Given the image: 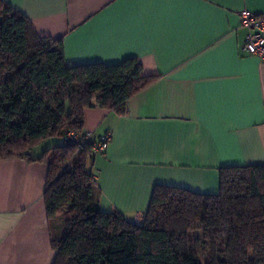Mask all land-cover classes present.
Here are the masks:
<instances>
[{
    "label": "crops",
    "instance_id": "1",
    "mask_svg": "<svg viewBox=\"0 0 264 264\" xmlns=\"http://www.w3.org/2000/svg\"><path fill=\"white\" fill-rule=\"evenodd\" d=\"M68 64L135 57L154 80L126 112L93 104L83 132L107 134L91 160L99 208L140 222L154 185L218 191L219 168L264 163V60L240 50L239 13L264 0H3ZM47 166L0 160V264H52Z\"/></svg>",
    "mask_w": 264,
    "mask_h": 264
},
{
    "label": "trees",
    "instance_id": "2",
    "mask_svg": "<svg viewBox=\"0 0 264 264\" xmlns=\"http://www.w3.org/2000/svg\"><path fill=\"white\" fill-rule=\"evenodd\" d=\"M141 71L135 57L68 64L60 40L39 37L0 0V160L46 164L52 264H264V163L219 168L215 194L154 185L140 222L100 210L83 112L97 104L124 114L155 78ZM55 137L61 142L35 153Z\"/></svg>",
    "mask_w": 264,
    "mask_h": 264
},
{
    "label": "built area",
    "instance_id": "3",
    "mask_svg": "<svg viewBox=\"0 0 264 264\" xmlns=\"http://www.w3.org/2000/svg\"><path fill=\"white\" fill-rule=\"evenodd\" d=\"M240 23L246 28V36L240 50L244 53L264 60V16L257 15L246 9L239 13ZM68 137L71 141L78 142V135L70 132ZM109 136L107 134L95 140L93 150L95 153H102L106 149Z\"/></svg>",
    "mask_w": 264,
    "mask_h": 264
},
{
    "label": "rangeland",
    "instance_id": "4",
    "mask_svg": "<svg viewBox=\"0 0 264 264\" xmlns=\"http://www.w3.org/2000/svg\"><path fill=\"white\" fill-rule=\"evenodd\" d=\"M60 142H61V140L59 138H56V137L55 138H49V139L45 140L44 142H42L35 149V153L38 154V153L41 152L42 149H44L46 147H49V146H52L54 144H58ZM61 217L62 216L58 215L56 217V219H54V221H53V226L55 227L54 230H53V234L55 236H57V237L62 233V230H60V228L62 227V224H61L62 223V218ZM141 218H142V216H141ZM127 219H129V218L127 217Z\"/></svg>",
    "mask_w": 264,
    "mask_h": 264
}]
</instances>
